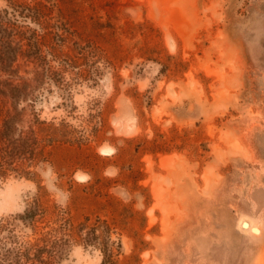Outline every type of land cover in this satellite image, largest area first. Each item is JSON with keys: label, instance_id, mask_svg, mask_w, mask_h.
<instances>
[{"label": "rangeland", "instance_id": "1", "mask_svg": "<svg viewBox=\"0 0 264 264\" xmlns=\"http://www.w3.org/2000/svg\"><path fill=\"white\" fill-rule=\"evenodd\" d=\"M13 1L71 67L29 105L33 154L0 167V223L39 200L27 240L69 234L61 264H102L85 224L111 264H264V0Z\"/></svg>", "mask_w": 264, "mask_h": 264}, {"label": "trees", "instance_id": "2", "mask_svg": "<svg viewBox=\"0 0 264 264\" xmlns=\"http://www.w3.org/2000/svg\"><path fill=\"white\" fill-rule=\"evenodd\" d=\"M9 1L10 7L0 8V99L6 102L0 127L2 170H9L15 157L33 154L37 146V114L29 105L38 101L40 93L47 89L60 91L63 96L68 94L63 77L71 67V61L64 60L58 70L52 65V55L43 52L39 39L45 30L42 11ZM41 215V204L35 200L22 214L10 217L3 225L0 223V264H61L68 257L72 241L69 234L63 236L56 231L39 244L27 240ZM98 232L86 224L78 230L86 247H100L102 264H111L110 236L100 237Z\"/></svg>", "mask_w": 264, "mask_h": 264}, {"label": "bare ground", "instance_id": "3", "mask_svg": "<svg viewBox=\"0 0 264 264\" xmlns=\"http://www.w3.org/2000/svg\"><path fill=\"white\" fill-rule=\"evenodd\" d=\"M170 160V159H169ZM166 161H167V159H166ZM164 163V162H163ZM243 223V222H242ZM243 226V225H242Z\"/></svg>", "mask_w": 264, "mask_h": 264}]
</instances>
